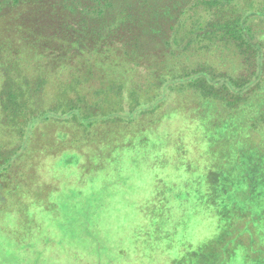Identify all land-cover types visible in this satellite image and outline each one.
Instances as JSON below:
<instances>
[{
  "label": "rangeland",
  "instance_id": "obj_1",
  "mask_svg": "<svg viewBox=\"0 0 264 264\" xmlns=\"http://www.w3.org/2000/svg\"><path fill=\"white\" fill-rule=\"evenodd\" d=\"M255 24L264 37V19ZM217 46L204 57L236 70V49ZM164 49L144 58L152 68L121 74L124 57L86 62V72L116 70L125 90L87 91L84 112L140 108L85 140L61 121L28 122L22 135L20 118L0 109V264H264V130L249 128L261 124L257 112L225 116L193 91L165 88L171 72L155 66ZM189 54L171 57L175 68L201 60ZM253 104L264 109V95Z\"/></svg>",
  "mask_w": 264,
  "mask_h": 264
},
{
  "label": "trees",
  "instance_id": "obj_2",
  "mask_svg": "<svg viewBox=\"0 0 264 264\" xmlns=\"http://www.w3.org/2000/svg\"><path fill=\"white\" fill-rule=\"evenodd\" d=\"M71 1L74 8L68 12L48 0H0V109L6 117L20 118L25 124L22 135L28 122L61 121L77 126L85 140L110 117L124 115L134 121L140 105L129 113L122 107L84 112L80 95L91 89L122 93L125 88L110 77L116 70L101 75L83 69L97 57L109 62L124 57L119 74L141 62L152 68L144 58L157 44L168 52L165 62L155 63L162 72H171L165 88L177 84L180 90L193 91L199 102L216 104L225 116L244 113L248 119L257 112L261 124L252 122L249 128L264 130V109L256 111L253 104L264 95V37L255 24L264 19V0ZM218 43L236 49V70L221 69L204 57L214 54ZM85 48L91 55L79 53ZM183 54L201 60L175 68L171 57ZM93 77L100 81L90 83Z\"/></svg>",
  "mask_w": 264,
  "mask_h": 264
}]
</instances>
